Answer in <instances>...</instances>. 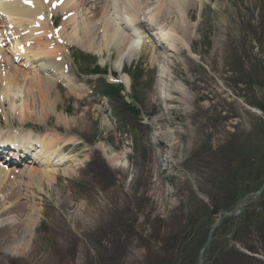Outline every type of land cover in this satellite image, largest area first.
I'll use <instances>...</instances> for the list:
<instances>
[{
  "label": "rangeland",
  "instance_id": "rangeland-1",
  "mask_svg": "<svg viewBox=\"0 0 264 264\" xmlns=\"http://www.w3.org/2000/svg\"><path fill=\"white\" fill-rule=\"evenodd\" d=\"M73 1L77 8H82L85 15L81 19L87 16L89 25L94 22L103 25L109 16L114 18L112 24L118 23L121 29L124 25L134 24L132 8L125 5L134 0H108L117 5L109 4L107 15L100 12L107 6L105 0L99 6L95 4L97 0ZM190 1L182 0L185 13L181 14L173 7V12L158 22L162 41L158 34L155 37L156 29H152L144 36L150 39L152 48L143 50L149 47L144 46L141 53L138 51L139 56L124 62L115 48L100 41L102 28L95 32L81 28L78 12L75 24L72 21L64 23L69 16L66 13L62 29L65 31L63 38L69 42L65 47L57 42L52 44L54 51L58 49L57 54L52 51V56L61 60L68 55L64 75L72 76L73 85H70L69 75L66 76L69 84L64 80L67 86L54 80L43 100L40 95L45 88L37 81L42 74L36 77L31 75L33 70L28 67H19L18 70L23 71L19 72L25 75L21 78L15 64L6 60L5 64L16 71L17 78L12 76L9 68L5 69L0 76L4 73L8 79H4L2 83L6 84L2 85L7 87L15 80L18 89L13 87L12 91L4 92L10 102L1 101L2 122L13 125L6 119L13 120L16 115L14 126H19L31 118L40 119L41 115L48 114L43 123L28 121V126L39 128L41 132L46 126L56 128L50 133L75 139L72 146H67V151L69 155L73 152L70 156L79 159L81 165L64 174L66 178L56 177V173L49 183H43L39 176L31 179L16 173H8L1 180V210L11 209L9 217H6L7 213L1 215L7 220L1 224L6 234L0 231L4 235L0 234V264H15L16 257L23 258V264H264V186L260 189L264 183V0H193L189 6ZM173 2L152 0L148 5L140 6L137 18L140 19L146 8L141 18L150 20L155 12ZM40 3L41 0L33 5ZM50 7L49 0L45 13ZM55 10V16L48 18L49 21L53 19L58 28L62 19L59 12L62 11L58 7ZM37 21L40 19L32 15L18 31L22 36L39 41L33 32ZM184 21L188 34L178 30ZM48 24L51 29L50 22ZM137 30L136 35L142 29ZM42 35L44 39L40 43L55 41L45 32ZM83 42H89L92 51L80 45ZM43 48L50 50L47 45ZM76 53L80 54L82 63L93 60L107 69L109 74L103 77L104 80L123 89L117 101L97 95L98 85L93 87L86 76L79 74L70 56ZM151 54H155L157 60L149 63ZM163 54L167 61L161 65L162 76L159 77L157 67L164 57L159 56ZM1 55L0 60H3ZM5 57L9 58V54ZM117 63L119 67L133 68L136 76L142 79L135 84L129 79L130 83L126 85L122 69L121 75L115 71ZM39 71L42 69L38 67L35 72ZM52 78L58 79V76ZM176 86H182L187 96H179ZM163 94L170 96L166 101L170 106L165 105L169 109L167 115L159 98ZM150 99L154 102L152 105ZM23 103L31 108L38 107V111H25L23 116L28 119L20 123L18 112ZM196 105L200 108L197 112ZM217 111L224 116L216 117ZM56 114L65 117L66 122H57ZM161 122L174 132V144L159 137V132L163 131L158 126ZM140 130L148 133V142H144L150 144L156 155V170L151 171L155 179L150 183L147 174L149 156L140 155L137 160L140 172L131 163L140 148ZM75 143L78 145H73ZM62 151H66L65 146ZM102 159L104 170L115 173L113 166L128 167L129 164L131 168L113 175L112 180H118L119 184L115 181L109 189L112 192L107 212L109 218L97 220L90 216L87 208L84 217L77 221V214L82 212L86 200L111 184L106 181L105 185V178L101 176L96 179L95 172L99 169L91 171L88 168L91 160L101 163ZM124 160L125 164L121 165ZM70 162L66 163L67 167L72 164ZM23 165L30 167V164L17 167L21 170ZM32 168L38 174L44 167L33 165ZM132 173L135 179L130 180L127 190H123V180L132 178ZM27 179L31 181L29 187ZM33 183H38V189L43 184L41 194L37 193ZM94 184L101 186L94 189ZM157 184L163 187L162 195ZM26 187L34 202L25 191ZM73 187L78 191L74 192ZM125 193L130 194V200L137 197L130 209L118 208ZM144 193L152 195L156 203L161 199L160 205L151 203ZM247 193L251 195L245 197ZM101 211L103 213L104 208ZM134 214L141 221L133 218ZM29 217L34 223L24 237L27 247L16 253H6L9 248L6 245L13 243V240L5 242L7 232L12 231L11 235L17 236L27 226Z\"/></svg>",
  "mask_w": 264,
  "mask_h": 264
},
{
  "label": "bare ground",
  "instance_id": "bare-ground-1",
  "mask_svg": "<svg viewBox=\"0 0 264 264\" xmlns=\"http://www.w3.org/2000/svg\"><path fill=\"white\" fill-rule=\"evenodd\" d=\"M44 1L41 0L40 5L34 6L33 2L39 3L40 0H12V1L0 0V17H4V20H6V22H3V24H8L6 28L12 29L11 25H13L14 28L18 30L20 27H23L26 24V21L32 15H34L40 19V21H37L35 23L38 27L34 28V30H33L34 35L38 36L39 41H36L33 38H29L28 36H22V32L20 33V36H15L16 33L14 31H9L8 33H6V32H3L1 30L0 34H10V33L12 34L11 37L14 40L15 47L14 48L12 47L11 49H9L8 52L12 55V57L14 55L18 58H21L22 61L19 62L18 65H21V66H29L30 65L29 66L30 69H36L37 70L38 67L40 69H42V71L38 72V73H41L42 76L39 77L37 80L40 83V85H42V87L45 88L44 92H42V94L40 95V99H42V100H43V96L45 95V92H47L49 89H51V84H52V82H54V78H52V77L57 78V76H58V79L65 80L69 84V80H67V78H66L67 75L66 76L64 75V70H63L64 64L62 62H60L62 59L58 60L57 58L52 56V51L57 54L58 52L56 50H58V49H55V51L53 50L52 44H54V43H52V44L51 43H40V41L44 38L42 35H40L39 31H37V30H39V28L40 29L43 28V30L45 32L53 31V30L49 29L50 27L48 24V22H49L48 17H51V16H48V13L50 14L51 11H55V9L57 7L60 11H62V12H60L62 15L61 25L58 26L60 28L61 32H64L62 27H63V22L67 17L66 13H68L69 16H68V19L64 23H70L72 21V24H75V18H76L77 12H78V13H80V16H77L78 22L80 23V27L81 28H89L93 32H95L97 29L102 28L100 30L102 32V35L100 37L101 38L100 41H103L107 46L110 45L111 47L115 48L116 51H118L120 54V58H119L120 60L122 58L127 59V60H131L135 55H137L138 51H140V53L142 52L141 50L144 46H149V47L144 48L143 50L151 49L152 48V42L150 41V39L148 37H144V36L146 33H148L149 31H151L154 28L156 29L155 33H154L155 37L157 38L156 34H158L159 40L162 41L161 38H162L163 34H162V31H160V29L158 28V22L161 21L162 19H164L166 16H168L171 12H173L171 10V8H173V7L177 8L181 12V14L186 12V9H184L183 5L181 4L182 0H181V2L180 1L177 2V0H174V2L172 3L174 6L167 3L163 8L159 9L157 12L154 11L155 13L153 14V16L150 17V20H146V19L141 18L144 14V10L146 9V8H144L142 11V14L139 17L140 19H142V20H140L137 18V16L140 13V6L143 4L148 5L152 0H134L133 3H125V5H129L132 8V10H131L133 12V15H132L133 20L132 21L134 22V24L132 23V25H130V24L124 25L123 29H121L118 27V23L115 22L114 24H112L114 18L113 17L111 18V16H109V17L107 16L108 22H104L103 25H102V23H97V22H94V23L89 25V22L87 20V16L83 17L84 20L81 19L82 18L81 16H83L85 14L83 13L82 8L81 9L77 8V5L74 3L73 0H64L62 3L60 2L61 4L56 5L54 7V9H51V7H50L48 9L49 11L47 10L45 13L44 9H45L47 3H45L46 1L45 2ZM53 1H57V0H50V4ZM102 1L103 0H100V2H99L97 0L95 2V4H98L97 6H99L102 4L101 3ZM105 2H107V6H106L104 11H100V12L104 15H107V12L109 11V4H111L113 6H115L117 4L115 1H111V3H108V0H105ZM179 2H180V5H179ZM192 4H193V0L190 1L189 6H191ZM63 12L65 14H63ZM55 13L56 12H54L53 14H55ZM152 13L153 12L149 13V15H151ZM97 19H99V15L96 17V20ZM0 27H2L1 24H0ZM192 27L193 26L191 25V37H192ZM137 29H142L141 32L138 33V35H136L137 34L136 32L138 31ZM49 30H51V31H49ZM72 30L77 31V29L75 27H72ZM178 30L182 34H188L187 23L185 21L182 22L178 26ZM73 35H75V34H73ZM139 35H141V36H139ZM142 35H143V37H142ZM75 36L78 39L77 35H75ZM17 38H20V39H17ZM156 38H155V40H156ZM1 40L2 39H0V41ZM5 40H7V39H5ZM27 42H29V43H27ZM56 42L58 44L60 43L62 46L65 47V44H68L69 41L68 40L64 41L62 38V34H61V36L56 37ZM43 45L49 46L50 50L44 49ZM80 45H83L85 48L92 51L89 42H83L82 44L80 43ZM0 47H1V44H0ZM0 53H2L1 50H0ZM164 55L165 54H163L159 57H163ZM5 58L7 61L9 60L8 57H5ZM6 60H5V62H6ZM155 60H157V59H155V54H151L148 62L152 63ZM165 61H167V59L164 56L162 58V60L158 62L160 65V66L158 65V67H157V71L160 72L159 77L162 76L161 65L164 64ZM31 66H34V67L37 66V67L31 68ZM13 73H16V71H14ZM34 74H36V72H34ZM6 78H5V76H2V75L0 76V105H1V101H3V99H6L7 102H10L8 96L4 92H10L13 90V87H15V85H14L15 80H13L12 85L8 84L7 87H4L2 85L3 84L2 82ZM21 78H22V75H21ZM122 78L125 82H127V78H126L125 74L122 76ZM70 85H73V84L70 83ZM16 88L17 87H15V89ZM177 88L178 89H176V88H174V89H176L179 96H181V97H183L185 95L187 96V94H186L187 92L185 93V91H183L182 86H179ZM14 94H15V92H14ZM12 98H14V95H12ZM159 98L164 105H167L168 107L170 106V103H166V101H168L167 98H170V96L168 94L167 95L166 94L160 95ZM191 99L192 98L190 97V100ZM50 104H52V102ZM9 106H12V105H9ZM184 108H186V107H184ZM25 109H27V110H25ZM163 109H164V113L167 115L169 113V109H167L166 106H164ZM31 110L38 111V107L37 108L36 107L31 108V107L27 106L26 103H25V105H24V103L21 104V108H19V112H18L19 113L18 121L20 123H22L26 119H28L26 116L24 117L23 114L25 111L31 112ZM47 115L48 114H43V115H41L40 119L31 118L30 120H27L26 122L32 121L33 123L40 124V123H43L45 121V118L47 117ZM160 117H162V115ZM55 119L57 120V122H60L62 124L66 122L65 117H62L59 114H56ZM144 119H145V117H144ZM160 119L161 118H159L158 120H160ZM145 121H146V119H145ZM26 124H24V125L20 124L19 125V130H21V132H19V133L0 132V145L6 144L7 140L9 138L14 139V137H17V136H19L20 138H23V139L30 138L31 133L34 132L33 133L34 134L33 143L31 141H29L28 143L33 144V146L36 147V149H35L36 152L32 153V152L27 151V153H25L23 150L18 151V152L13 151L10 153V158L18 157V158H13V159H15V161H17L18 164H20L22 162V160H24V159H29L28 161H31V163L32 162L37 163V165L39 167L43 166L44 168L41 169L42 170L41 172L43 173V174H41L42 179L39 178L40 180H43V183H49L52 180V178H55L54 175L56 173L57 174L59 173L58 170H60V172L62 174L67 175V174L71 173V171L74 167L81 165V163H80L81 161L75 157L70 156L68 153L69 151H67V146H72L71 142L74 141L75 139H72V138L66 139V138L60 137L56 133H50L52 130H55L56 128L55 129H48L46 126L45 127L46 129L44 128L43 133H41V129H37V131L35 130L36 128H34V127H32L31 129L30 128L28 129V127H25ZM164 124H165L164 122H161L158 125L159 129L163 130L162 132H159V137L163 140H166L167 142L169 141V143L174 144L175 143L174 138H173L174 132L170 131L169 129H166ZM5 125L9 126V124L7 122L5 123ZM10 126H14V124L10 125ZM26 129H28V130H26ZM44 133H46V134H44ZM78 142H79V140H78ZM78 142H76V143H78ZM64 146L66 147V151L63 152L62 149ZM10 149H11V147L9 146L8 152ZM8 152L5 156H3V159H5L6 161L8 160ZM24 155H27V156H24ZM22 156H24V157H22ZM55 159H56V162H54ZM15 161H13L12 164L16 163ZM67 161L68 162L71 161L70 163H72L70 165V168L68 166L69 169H64V168L56 169V167L46 169L47 166H50V167L51 166H53V167L54 166H63L66 164ZM92 161L93 160H91V162ZM125 162H126V160H124L123 163H120V164L124 165ZM100 164L104 166L105 161L102 159ZM115 164H118V163L116 162ZM8 173L9 172H7L6 169L0 167V182L2 179H4V177L7 176ZM18 175L28 176L31 179H35L36 172L32 168L26 167L23 170V174L18 173ZM28 181H29V183L31 182L30 180H28ZM33 184H35V183H33ZM39 184H40V182H39ZM23 186H25L24 183H23ZM1 209H2V207H0V231L4 232L2 230L1 224L4 220H7L6 217H9L8 214H9V211L11 208H7L4 210H1ZM5 214H6V217L1 218V215H5ZM33 223H34V221H31L30 217H29L28 221H27V226L25 227V229L23 231L19 232L18 235L15 237H13L11 235L12 231L7 232L8 235L5 237L6 238L5 242H7L9 240H13V243L11 245H6L9 247L6 250V253H16L22 247H24V248L27 247L23 241H24V237L29 233L30 229L33 227ZM4 234H6V233L4 232ZM1 236H4V235L1 234ZM20 236H22V237H20ZM5 263H7V262H5Z\"/></svg>",
  "mask_w": 264,
  "mask_h": 264
},
{
  "label": "trees",
  "instance_id": "trees-1",
  "mask_svg": "<svg viewBox=\"0 0 264 264\" xmlns=\"http://www.w3.org/2000/svg\"><path fill=\"white\" fill-rule=\"evenodd\" d=\"M192 84V83H191ZM195 87V89H199L198 87H196V86H194ZM193 87V88H194ZM111 91V86H109L108 88H107V90H106V92L107 93H109ZM151 92H154V89L153 90H150ZM200 91V90H199ZM152 102H153V100L152 99H150V103H151V105H152ZM154 103V102H153ZM196 108H197V110H196V112L200 109L199 108V106L198 105H196ZM196 112H194L193 114H196ZM137 115H139L138 113H137ZM215 116L216 117H223L222 115H221V112L220 111H217L216 112V114H215ZM224 118H226V117H224ZM192 125H193V127H197L196 125H194L193 123H191ZM139 125H141V124H139ZM222 125L220 124V127H221ZM199 139H197L195 142H197ZM144 141H147L148 142V133L146 134V132L143 130V131H141L140 130V141H139V146H140V148H137V151H138V153L136 154V155H133L134 157H135V160L133 161L132 160V164H133V166H134V169L136 168V166H137V171L138 172H140V170H139V168H138V165H137V160L139 159V157H140V155H142V156H144V155H148L149 156V158H150V164H149V166H148V168H147V174H148V177H149V183L152 181V180H154L155 178H153L151 175L153 174H151V171L152 170H156V155H155V151H154V149L150 146V144L149 143H147V142H144ZM142 142L143 143H145V144H147V146H145L144 144H142ZM197 144V143H196ZM194 151H197V150H195V148H194ZM114 168H115V173H114V171H109V170H104V167H103V165H101L100 163H94L93 161L91 162V164L88 166V168L92 171L93 170V168H96V169H99V170H97L95 173H96V179L97 178H99V176H101V177H103V178H105V185H106V181H109V182H111V184L109 185V186H105L104 188H103V190H100L99 191V194L97 195V196H94V197H91L90 199H88V200H86V202H85V204L83 205V207H82V209H81V211L82 212H79L77 215H79V218H76V220L78 221L80 218H83L84 217V211H86L85 213H87V208H89L90 209V211H89V213H90V216L91 217H96V219L97 220H106L107 218H109L108 216H107V212H108V208L110 207V199H111V197H112V192H110V187H111V185H113L114 183H115V181H117V183L119 184V181L118 180H112V178H113V175L114 174H116V172L118 173V172H121V173H123L124 171H128V169L129 168H131V165L129 164V166L128 167H122V166H113ZM94 172V171H93ZM84 173H85V171H84ZM131 176H132V178H130L128 181H127V183H126V181L125 180H123V184H121V188L123 189V190H127L129 187H127V185L129 184V183H131L134 179H135V177L133 178V173L131 174ZM95 179V180H96ZM130 180H131V182H130ZM121 181V180H120ZM149 183H147L148 184V186H147V189L150 187L149 186ZM123 185L125 186L124 188H123ZM101 186V185H100ZM100 186H98L97 187V185L96 184H94V189H97V188H99ZM154 186H156V183L154 184ZM153 186V187H154ZM157 186H158V184H157ZM135 188H136V184H134L133 185V191L135 190ZM158 189H159V194H161L162 195V192H163V187H160V186H158L157 187ZM74 192H77L78 190L76 189V188H74L73 187V189H72ZM132 191V192H133ZM110 192V193H109ZM87 193V192H86ZM143 193V192H142ZM141 193V196L143 195ZM126 195H125V198H123V201H122V204L120 205V207H118V208H122V207H125V208H129L130 209V207H131V205L133 204V201L137 198V197H133V198H131V200H130V196H128V195H130V194H128L127 195V193H125ZM144 194H146V193H144ZM133 195H135V193L133 194ZM145 198L146 199H148V200H150V202L151 203H153V204H155L156 206H159L160 205V201H161V199H160V201L159 202H157L156 203V200L153 198V196L152 195H150V194H146V196H145ZM85 201V200H84ZM67 207H69V205L67 204ZM72 206L70 205V209H72L71 208ZM98 207H101V208H104V211H103V213H102V211H101V208H100V210H99V215H98ZM73 211V210H72ZM133 218H135V219H141V218H139V217H137V215H133ZM72 219H70V217H69V221H70V223L73 225V221H71ZM138 221H141V220H138ZM74 226V225H73ZM64 229H65V227H64ZM32 243V242H31ZM30 243V244H31ZM12 256H14V255H12ZM23 262H24V259L23 258H17L16 257V261H15V264H23ZM41 263V262H40Z\"/></svg>",
  "mask_w": 264,
  "mask_h": 264
},
{
  "label": "water",
  "instance_id": "water-1",
  "mask_svg": "<svg viewBox=\"0 0 264 264\" xmlns=\"http://www.w3.org/2000/svg\"><path fill=\"white\" fill-rule=\"evenodd\" d=\"M263 186H264V183L261 185V188H260V189H262ZM242 203H243V201H241V204H242ZM209 239H210V235L208 236L207 242H208ZM198 264H199V263H198Z\"/></svg>",
  "mask_w": 264,
  "mask_h": 264
}]
</instances>
